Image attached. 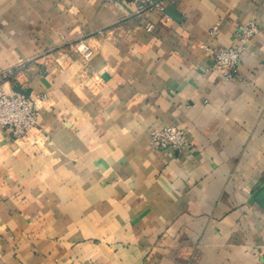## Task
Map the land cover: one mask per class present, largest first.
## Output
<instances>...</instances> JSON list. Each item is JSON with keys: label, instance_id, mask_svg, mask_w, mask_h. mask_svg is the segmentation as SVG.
Wrapping results in <instances>:
<instances>
[{"label": "crops", "instance_id": "crops-1", "mask_svg": "<svg viewBox=\"0 0 264 264\" xmlns=\"http://www.w3.org/2000/svg\"><path fill=\"white\" fill-rule=\"evenodd\" d=\"M164 1L169 22L131 0H0V84L40 102L29 137L0 140V264L264 258V0ZM250 20L224 81L212 50ZM172 125L184 149L151 143Z\"/></svg>", "mask_w": 264, "mask_h": 264}, {"label": "built area", "instance_id": "built-area-1", "mask_svg": "<svg viewBox=\"0 0 264 264\" xmlns=\"http://www.w3.org/2000/svg\"><path fill=\"white\" fill-rule=\"evenodd\" d=\"M111 4H118L119 0H105ZM135 12L144 15L148 12H158L161 22L171 21L166 12L164 0H131ZM147 31H155V22L146 24ZM219 25L214 26L217 32ZM260 33L259 25L254 21L242 23L236 33V41L231 46H220L212 50V68L219 70L224 81H231L239 71V62L249 44ZM206 47V46H205ZM77 52L84 60L93 54V48L84 40L75 45ZM40 102L37 98L22 91H7L0 84V140L5 136L19 141L29 137L38 127ZM189 129L177 126L156 127L151 133V143L155 146L169 147L174 150L184 149L189 143ZM256 264H264V258Z\"/></svg>", "mask_w": 264, "mask_h": 264}]
</instances>
